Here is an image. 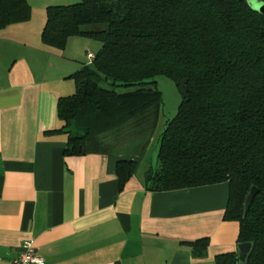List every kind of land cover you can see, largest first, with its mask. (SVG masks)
<instances>
[{"label": "trees", "instance_id": "16d2710c", "mask_svg": "<svg viewBox=\"0 0 264 264\" xmlns=\"http://www.w3.org/2000/svg\"><path fill=\"white\" fill-rule=\"evenodd\" d=\"M29 16L27 0H0V29ZM71 36L101 46L72 75L74 93L58 99L56 130L67 135L63 153L82 155L87 138L160 105L155 78L171 79L181 100L160 134L149 189L227 182L223 218L238 222L237 244L252 243L246 264H264V15L246 0L48 5L42 42L64 48ZM134 166L117 163L120 188ZM252 186L257 193L243 217ZM206 245V239L194 242V254H203ZM216 264H238L237 253L218 255Z\"/></svg>", "mask_w": 264, "mask_h": 264}, {"label": "crops", "instance_id": "0c3cea01", "mask_svg": "<svg viewBox=\"0 0 264 264\" xmlns=\"http://www.w3.org/2000/svg\"><path fill=\"white\" fill-rule=\"evenodd\" d=\"M70 1L27 0L29 18L0 29V264H13L25 240L43 264H216L236 252L239 224L223 218L227 182L149 189L166 123L156 107L87 138L82 155L63 153L58 99L74 93L72 75L101 46L80 36L64 48L42 42L46 7ZM122 160L135 166L120 188Z\"/></svg>", "mask_w": 264, "mask_h": 264}, {"label": "rangeland", "instance_id": "374dc122", "mask_svg": "<svg viewBox=\"0 0 264 264\" xmlns=\"http://www.w3.org/2000/svg\"><path fill=\"white\" fill-rule=\"evenodd\" d=\"M79 1L80 0H75L73 2L70 1V3H75ZM92 41H94V43L99 44L100 46L99 41L94 40V39ZM69 51L70 49H68V52ZM155 80H156L157 89L161 92V96H162L161 104L158 106H155L156 107L155 109H157L156 112H159L158 113L159 121L162 123L164 121L171 119L176 114L181 97H180V93H179V90L176 84L171 79L160 75V76H157ZM119 90L122 91V89H119ZM150 152L151 153L153 152V147L150 148Z\"/></svg>", "mask_w": 264, "mask_h": 264}, {"label": "water", "instance_id": "95a60500", "mask_svg": "<svg viewBox=\"0 0 264 264\" xmlns=\"http://www.w3.org/2000/svg\"><path fill=\"white\" fill-rule=\"evenodd\" d=\"M246 1L252 10L258 12L261 15H264V1L262 0H246ZM256 193H257V188L255 186H252L249 189L244 200L243 217L247 214L250 204ZM252 247L253 245L251 242H243V243H238L236 245L238 264L247 263L248 257L252 251Z\"/></svg>", "mask_w": 264, "mask_h": 264}, {"label": "built area", "instance_id": "2783aa9c", "mask_svg": "<svg viewBox=\"0 0 264 264\" xmlns=\"http://www.w3.org/2000/svg\"><path fill=\"white\" fill-rule=\"evenodd\" d=\"M86 56L88 61L93 58L91 53ZM13 264H43V259L37 255L32 240H25L21 243L19 255L13 261Z\"/></svg>", "mask_w": 264, "mask_h": 264}]
</instances>
